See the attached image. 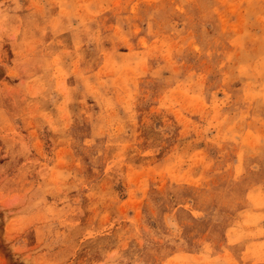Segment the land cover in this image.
Masks as SVG:
<instances>
[{"label": "rangeland", "instance_id": "obj_1", "mask_svg": "<svg viewBox=\"0 0 264 264\" xmlns=\"http://www.w3.org/2000/svg\"><path fill=\"white\" fill-rule=\"evenodd\" d=\"M0 264H264V0H0Z\"/></svg>", "mask_w": 264, "mask_h": 264}, {"label": "bare ground", "instance_id": "obj_2", "mask_svg": "<svg viewBox=\"0 0 264 264\" xmlns=\"http://www.w3.org/2000/svg\"><path fill=\"white\" fill-rule=\"evenodd\" d=\"M46 134V130H43V135H45Z\"/></svg>", "mask_w": 264, "mask_h": 264}]
</instances>
